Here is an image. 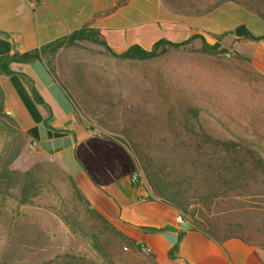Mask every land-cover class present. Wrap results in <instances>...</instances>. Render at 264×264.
I'll use <instances>...</instances> for the list:
<instances>
[{
    "label": "rangeland",
    "instance_id": "rangeland-1",
    "mask_svg": "<svg viewBox=\"0 0 264 264\" xmlns=\"http://www.w3.org/2000/svg\"><path fill=\"white\" fill-rule=\"evenodd\" d=\"M217 1L164 3L176 15L198 17L186 13ZM227 4L216 21L232 36L209 53L198 41L155 59L128 61L86 41L59 49L45 64L81 121L129 148L141 185L154 197L161 199L145 166L184 191L178 210L193 227L223 242L264 248V171L243 175L216 195L211 189L218 169L227 175L216 139L233 141L240 154L252 152L264 163V40L234 34L245 25L264 35V19ZM260 10L264 15V6ZM6 116L0 112V264H169L104 222L55 157Z\"/></svg>",
    "mask_w": 264,
    "mask_h": 264
},
{
    "label": "crops",
    "instance_id": "crops-1",
    "mask_svg": "<svg viewBox=\"0 0 264 264\" xmlns=\"http://www.w3.org/2000/svg\"><path fill=\"white\" fill-rule=\"evenodd\" d=\"M117 1L0 0V57L39 49L86 26L97 29L116 54L133 46L149 51L160 40L178 44L200 35L213 45L232 36V29L216 21L228 4L203 16L182 17L164 0H129L109 12ZM198 41L202 47L199 39L185 47ZM10 70L12 75H0L7 114L24 131L46 125L65 133L60 141L70 144L53 154L34 144L55 157L109 224L169 264H264L263 247L238 240L219 243L189 221L180 222L181 212L147 186L135 185L132 175L141 174L129 148L79 121L74 103L43 61L12 63Z\"/></svg>",
    "mask_w": 264,
    "mask_h": 264
},
{
    "label": "trees",
    "instance_id": "trees-1",
    "mask_svg": "<svg viewBox=\"0 0 264 264\" xmlns=\"http://www.w3.org/2000/svg\"><path fill=\"white\" fill-rule=\"evenodd\" d=\"M128 1L129 0H118L115 3V6L111 10H109V12L116 11L117 9L125 6L128 3ZM166 1L170 5L175 4L174 0H166ZM227 3H234L235 5L240 6L246 9L247 11L254 13L258 17L264 19V15L260 10V7L264 6L263 0H218L213 4H209L203 10L188 12L186 13V15L203 16ZM248 38L256 41L264 40V36H255L253 34ZM196 39L201 40L202 50L204 52L209 53L212 52L213 50H218L220 48L219 44L210 45L207 43V41L203 36L195 35L190 40L183 43L175 44L165 40H160L149 51L144 50L140 46H133L122 54H116L109 48L106 42L101 38L100 32L97 29L86 26L73 32L69 36L60 38L54 42L42 46L39 49H35L25 53L12 52L10 54L0 57V75H12L13 72L10 70V65L12 63L28 64L35 61H43L45 63L47 58L50 55H54V53H56L59 49L75 47L78 43H83L86 41L103 46L105 51L110 56L120 60L147 61L165 55L171 50L183 49L187 44L191 43V41ZM50 72L55 78V80L65 90L67 96L71 98L67 93L66 89L64 88V86L57 79L55 73L52 70H50ZM34 96L39 100V102L43 103V100L36 94V92L34 93ZM5 111H6L5 94L0 84V112L5 113ZM6 117H8L15 124V126L22 133V135H24V137L31 139L33 143L40 142L43 151H45L48 154H53L54 152H58L62 150L63 147L68 146L70 144V141L66 140L63 146V143L60 141V138L65 136V133L63 132L52 130L49 127L47 128L46 125L34 127L28 131H24L21 129V127L12 117L10 116H6ZM79 121H81L80 118ZM51 139H54V141L51 142L50 141ZM213 143L216 150H218L222 154L221 161L222 164L225 165V167L222 170H225V172L227 173L226 176H223L218 169L217 176L214 177V179H212V181H214L211 188L212 190H214L213 195H216L217 191L221 190L227 184L231 185L232 183L239 181L241 177H243V175L246 174L253 175L258 171H264L263 170L264 163L259 155L254 154L252 152H243V154H240L242 152L241 148H239V146L235 142L230 140L216 139L214 140ZM243 151H247V150H243ZM241 155H249L250 161L244 159L245 156H241ZM209 167L212 172L217 170L214 169V167L212 166ZM145 169L150 185L154 189L155 193L163 201L167 202L168 204L174 206L179 210H183L184 209L183 200L185 198L184 191L180 187L174 185L173 183H169L160 179L158 175L154 173L149 166H145ZM229 174L231 175L230 178H229ZM215 182L217 184L216 187H214L216 185V184L214 185ZM76 189L80 193L77 187ZM93 211L104 222L108 223L95 210ZM197 229L203 231L206 235L216 240L217 242L224 243L222 240L218 239V237L215 234L210 233V231L202 228H197ZM131 242L133 244H137L133 240H131ZM170 257L174 258V251L171 252Z\"/></svg>",
    "mask_w": 264,
    "mask_h": 264
},
{
    "label": "water",
    "instance_id": "water-1",
    "mask_svg": "<svg viewBox=\"0 0 264 264\" xmlns=\"http://www.w3.org/2000/svg\"><path fill=\"white\" fill-rule=\"evenodd\" d=\"M234 34L237 38H248L252 35L250 30L245 25H239L235 29Z\"/></svg>",
    "mask_w": 264,
    "mask_h": 264
},
{
    "label": "built area",
    "instance_id": "built-area-1",
    "mask_svg": "<svg viewBox=\"0 0 264 264\" xmlns=\"http://www.w3.org/2000/svg\"><path fill=\"white\" fill-rule=\"evenodd\" d=\"M39 1H42V0H39ZM131 180L135 185H141V176L139 174H133L131 177ZM178 220L180 222L185 221L184 216L181 213L178 216Z\"/></svg>",
    "mask_w": 264,
    "mask_h": 264
}]
</instances>
